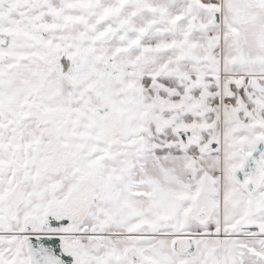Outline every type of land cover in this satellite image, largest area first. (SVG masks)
Here are the masks:
<instances>
[{
  "label": "snow or ice",
  "instance_id": "6c2138e0",
  "mask_svg": "<svg viewBox=\"0 0 264 264\" xmlns=\"http://www.w3.org/2000/svg\"><path fill=\"white\" fill-rule=\"evenodd\" d=\"M0 264H264V0H0Z\"/></svg>",
  "mask_w": 264,
  "mask_h": 264
}]
</instances>
